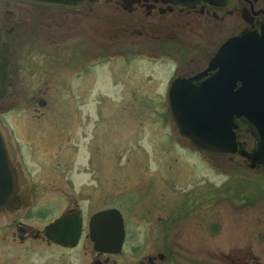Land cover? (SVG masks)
Segmentation results:
<instances>
[{"label": "rangeland", "instance_id": "1", "mask_svg": "<svg viewBox=\"0 0 264 264\" xmlns=\"http://www.w3.org/2000/svg\"><path fill=\"white\" fill-rule=\"evenodd\" d=\"M105 43L102 40V55L109 51ZM13 45L19 57L21 48ZM24 46L26 54H34L35 46L30 42ZM120 62L103 65L101 93L90 96L91 108L73 109L76 105L71 103L81 101L71 93L50 96L46 108L31 105L30 94L12 96L0 104L1 126L12 144L22 145L19 129L25 120L56 121L53 127L46 126L52 129L48 136L41 139L28 132L33 135L32 146L22 145L25 171L40 190L35 193V205L23 208L17 222L42 228L44 215L38 213L42 206L52 211L45 215L49 220L69 203L79 204L85 214L112 204L123 211L130 229L119 256L122 264L133 253L163 248L167 241L179 243L181 249L174 252L179 264H238L243 252L264 264V170L252 168L241 154L229 160L200 153L179 134L164 93L175 66L167 69L164 60L131 59L130 79L121 76L118 66L125 65ZM22 67L19 63L18 68ZM23 73L22 87L33 85L34 71L25 65ZM242 134L240 141L250 154L255 140L245 130ZM28 210H32L29 218ZM167 213L176 216L173 222L179 221L171 222V231L148 234L144 217L155 221L157 215ZM11 231L0 227V264H90L86 240L66 252L38 242L20 243ZM134 257L136 262L138 256Z\"/></svg>", "mask_w": 264, "mask_h": 264}, {"label": "flooded vegetation", "instance_id": "2", "mask_svg": "<svg viewBox=\"0 0 264 264\" xmlns=\"http://www.w3.org/2000/svg\"><path fill=\"white\" fill-rule=\"evenodd\" d=\"M0 27L6 36L12 62L9 77L12 93L9 99L12 96L16 99L19 95L30 94L31 105L46 108L50 105V96L59 97L71 93L79 95L81 101L80 104L72 102V106L76 105L73 109L81 110L92 107V103H88L91 95L101 93L102 75L99 72L103 65L106 67L107 64L116 63L118 60L122 61L120 65H125L118 66L121 76L130 79L131 59L150 63L164 60L167 69L175 66L173 74L164 84V93L168 95L174 82L180 79L189 81L194 87L207 83L208 93L226 94L228 91H241L243 81H235L231 89L229 79L218 77L220 67L210 65L230 39L249 33L264 38V0H82L80 6L66 8L0 0ZM102 40L107 41L104 46L109 48L103 55ZM28 42L36 47L33 49L35 55L30 52L26 54L27 48L24 44ZM13 43L21 48L19 57L14 54ZM137 45L139 49L135 48ZM134 49H137L135 53ZM130 54L131 59L128 58ZM26 61H30V65L25 64ZM19 63H23L24 67L19 69ZM25 65L28 70H33L36 76L33 85L29 83L32 88L26 86L24 89V84L21 85L25 77ZM95 70L97 75H94ZM164 72L166 71L162 74ZM113 73L116 74L115 69ZM190 91L183 90L184 93ZM35 121L33 123L25 120L24 124L20 125L19 137L23 140V147L32 146V134L41 139L46 137L45 135L48 136L52 129L49 130L46 126L53 127L56 122L53 119ZM68 124L70 122L66 127ZM3 130L6 132L4 128ZM242 131L240 128L237 130L239 141L243 136ZM5 135L13 162L19 170L21 195L26 199L23 208L33 207L35 193L40 190V185L25 171L21 142L15 141L12 144L8 135ZM61 139L64 141L65 135L61 136ZM16 155L21 162L17 160ZM243 157L247 163L248 160ZM228 159L233 160V157ZM256 168L264 170L263 166ZM75 204H67L58 216L49 220L45 215H51L52 211L47 206H42L38 212L44 215L42 228H32L17 222L24 209L16 217L1 222L0 227L12 228L13 239L20 243L38 242L66 252L78 249L86 240L90 244V264H122V261L119 262V256L123 250L120 253L98 251L91 239L92 217L100 211L117 207L110 204L85 214L79 208L80 205ZM121 212L125 220V248L130 229L127 227L123 211ZM27 213L29 218L32 210ZM149 215L153 217L152 214ZM151 216L146 218L150 219ZM64 217L70 218L68 225L72 228L80 223V237L75 247L56 244L45 234L49 224ZM175 217L168 213L165 216L157 215L156 220L153 217L155 221L144 217V227L148 234L159 231L166 234L173 228L172 223L179 222H173ZM156 227L159 229L155 232ZM176 248L181 249L179 243L167 241L163 248L152 247L147 252L133 253V257L126 258V264H179L175 260ZM135 255L138 256L136 262ZM238 264L262 263L254 254L243 252L239 255Z\"/></svg>", "mask_w": 264, "mask_h": 264}, {"label": "water", "instance_id": "3", "mask_svg": "<svg viewBox=\"0 0 264 264\" xmlns=\"http://www.w3.org/2000/svg\"><path fill=\"white\" fill-rule=\"evenodd\" d=\"M19 1L51 7H76L82 0H2ZM220 76L229 79V87L243 81L242 90L226 94L208 93V84L192 86L177 80L169 93L172 118L181 136L198 149L229 157L239 152L237 119L247 125L257 141V149L247 155L251 167L264 165V38L246 34L228 41L213 60ZM11 55L6 36L0 27V103L11 95L9 75ZM219 76V77H220ZM183 90H191L184 93ZM182 91V92H181ZM245 154L244 151H241ZM19 170L11 155L6 135L0 125V223L22 211L26 199L21 195ZM70 218H61L45 229L48 239L63 246H75L80 223L72 228ZM70 224V222H69ZM91 238L97 250L120 252L125 240L124 220L117 209L98 212L91 220Z\"/></svg>", "mask_w": 264, "mask_h": 264}]
</instances>
